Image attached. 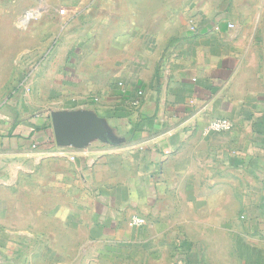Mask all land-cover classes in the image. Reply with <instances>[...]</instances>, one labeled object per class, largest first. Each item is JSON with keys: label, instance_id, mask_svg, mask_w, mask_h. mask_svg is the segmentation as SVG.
Listing matches in <instances>:
<instances>
[{"label": "crops", "instance_id": "1", "mask_svg": "<svg viewBox=\"0 0 264 264\" xmlns=\"http://www.w3.org/2000/svg\"><path fill=\"white\" fill-rule=\"evenodd\" d=\"M0 264H264V0H0Z\"/></svg>", "mask_w": 264, "mask_h": 264}, {"label": "rangeland", "instance_id": "2", "mask_svg": "<svg viewBox=\"0 0 264 264\" xmlns=\"http://www.w3.org/2000/svg\"><path fill=\"white\" fill-rule=\"evenodd\" d=\"M83 5H84V3H83ZM83 7V6H82ZM63 11V10H62ZM65 11H63V13H64ZM46 26V25H45ZM20 68V67H19ZM68 67L66 66V68H65V70L67 69ZM36 74V72L32 75L33 76V80H31L32 81V83L30 84V85H32L31 87H32V89H33V91H36L37 90V80H35L34 78H35V75ZM29 78H32V77H29ZM82 79V78H81ZM80 80V77H78L75 81H74V84L75 83H77L78 81ZM90 80V79H89ZM17 85V82H15L14 81V85ZM45 84H47V87H50V83H45ZM77 84H79V83H77ZM84 86L86 85V84H88V89H93L94 90V85H93V82H92V80H90V82H88V83H82ZM45 88H46V86H45ZM35 89V90H34ZM92 93V92H91ZM96 93H98V92H96ZM93 99V101H94V103H89V105H91L92 106V104L94 105V106H100V107H103V106H105L107 103H108V101H107V99H98L97 97H93L92 98ZM91 98H89L88 100L90 101V100H92ZM94 108V107H93ZM210 125V124H209ZM209 127V126H208ZM207 127V128H208ZM206 131H207V129H206ZM139 221H141V220H139ZM139 221H138V223H139Z\"/></svg>", "mask_w": 264, "mask_h": 264}, {"label": "built area", "instance_id": "3", "mask_svg": "<svg viewBox=\"0 0 264 264\" xmlns=\"http://www.w3.org/2000/svg\"><path fill=\"white\" fill-rule=\"evenodd\" d=\"M234 128L231 121L227 119H216L212 121L207 128V133H222V132H228L231 131ZM139 223H142V221H139Z\"/></svg>", "mask_w": 264, "mask_h": 264}]
</instances>
